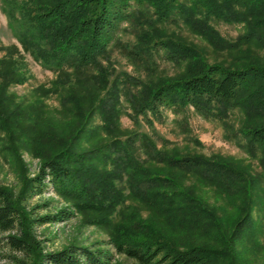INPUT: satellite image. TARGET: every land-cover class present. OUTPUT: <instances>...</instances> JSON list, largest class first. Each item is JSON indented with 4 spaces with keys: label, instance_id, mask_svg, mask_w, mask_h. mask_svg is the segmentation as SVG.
Instances as JSON below:
<instances>
[{
    "label": "trees",
    "instance_id": "16d2710c",
    "mask_svg": "<svg viewBox=\"0 0 264 264\" xmlns=\"http://www.w3.org/2000/svg\"><path fill=\"white\" fill-rule=\"evenodd\" d=\"M131 2L150 7L156 17L148 24L149 32L139 35L138 50L132 55L161 51L172 62H188L180 78L153 85L142 83L140 90L129 96L137 113L192 106L211 115L212 108L223 113L241 103L249 115L264 112L263 65L207 64L197 50L153 25L175 14L195 36L230 53L242 42L264 45V0H1L8 18L15 20L14 15L18 16L19 43L36 60L59 70V74L64 68L76 74L95 68L98 71L94 81L105 88L101 97L97 93L91 95L83 101L85 106L72 98L63 108L75 118L76 123L68 131L71 134L55 133L52 126L37 130L33 138L37 148L33 144L32 149L41 157V164L26 187L30 194L40 195L50 184L74 210L88 212L92 223L107 228L109 237L105 242L107 249L71 245L59 252L42 254L29 229L31 222L24 218L12 194L0 187V249L35 255L45 264H111L110 251L136 264H224V255L230 258L232 249L216 250L218 243L205 244L202 238L216 235L222 245L230 246V242L234 244L249 233L253 225L249 214L256 202L255 185L249 183L248 174L228 161L168 153L145 137H141L139 145L143 149L140 159L136 146L140 138L119 134L118 90L114 83L109 86L108 74L99 65L107 57L111 34L116 24L126 18ZM211 20L242 24L246 33L240 40L227 42L213 29ZM0 67L4 81L2 100L9 96L8 85L23 83L25 77L11 58H2ZM16 107L13 101L5 107L0 101L1 123H16ZM93 110L100 123L88 132V148L79 152L76 146ZM243 136L248 150H264L263 123L246 128ZM42 149L51 153L44 155ZM201 187L211 189L215 197L226 201L222 217L197 196ZM127 199L149 210L151 216L139 218L137 207H123ZM71 216L70 211L61 209L36 216L34 221L46 224L67 221ZM196 221H201L202 231L194 229L187 236L192 237L195 232L198 243L175 237V230ZM218 251L220 255L215 253Z\"/></svg>",
    "mask_w": 264,
    "mask_h": 264
},
{
    "label": "rangeland",
    "instance_id": "374dc122",
    "mask_svg": "<svg viewBox=\"0 0 264 264\" xmlns=\"http://www.w3.org/2000/svg\"><path fill=\"white\" fill-rule=\"evenodd\" d=\"M8 18L0 0V61L2 58L15 60L25 77L23 83H11L7 87L8 98L1 100L4 81L0 77V101L2 106L14 102L17 106L13 120L4 125L0 118V187L7 189L13 196L17 206L30 221L29 229L34 239L39 242L41 253L59 252L71 245L100 246L107 249L105 242L109 237L107 228L101 227L89 220L88 212L74 210L70 202L61 197L50 184L44 188L42 194L33 195L27 190V181L33 178L41 164V157L33 153L32 145L37 130L43 128L59 134H68L75 118L65 113L72 98L79 99L81 104L88 101L91 95L101 97L105 88H100L94 81L97 69H89L84 73L64 68L59 74L55 70L36 60L29 52L22 49L18 39L17 15ZM156 19L150 7L131 2L125 19L116 24L108 44V55L100 60V67L108 74V83L115 84L118 90L120 117L118 119L119 134L137 135L136 146L145 137L157 149L164 148L172 154L197 155L205 159L228 161L237 169L249 175V183L255 185L253 199L256 202L250 210L253 225L243 239L230 246L222 245L216 235H205V244L216 242V250L232 249L231 257L224 255L232 264H264V150L250 151L247 149L243 130L252 125L264 124V112L251 115L246 113L242 103L238 107L227 109L219 113L212 108L211 115H204L192 106L162 107L157 112L145 111L137 113L130 102L129 96L140 90L141 84L157 83L160 80L180 78L186 71L188 62H172L163 52L132 55L138 50V37L145 31L149 32V23ZM213 29L227 42H235L244 36L245 28L242 24L225 23L211 20ZM155 27L167 35L181 40L184 45L198 51L205 63L223 64L225 66H247L258 64L264 66V45L248 44L227 53L208 44L205 40L195 36L183 21L175 14L167 20L153 23ZM1 70V67H0ZM1 76V71H0ZM108 88V85H106ZM238 100H241L239 95ZM241 102V101H239ZM85 106V104H84ZM13 111V112H14ZM13 112L11 114H13ZM10 114V112L8 113ZM7 114V115H8ZM6 115V117H7ZM92 117L85 123L83 137L76 146L77 151L88 148L86 138L88 132L99 125L97 112L93 110ZM10 117V116H9ZM8 117V118H9ZM14 133H11V130ZM71 131V130H70ZM71 134V133H70ZM124 140V139H123ZM37 148V145L34 144ZM49 146V145H48ZM47 148V147H45ZM142 148L139 147L138 157L143 158ZM47 155L51 150L42 149ZM206 190V192H204ZM127 190L124 193L127 194ZM197 196L204 199L218 217L223 215L226 201L215 197L209 188H198ZM47 204V207H44ZM132 205L137 207L139 218L147 219L151 212L138 205L134 200L127 199L123 207ZM61 209L72 213L67 221H56L46 224H36V216L53 214ZM232 209V208H231ZM221 219V218H220ZM201 221L190 222L180 230H175V237L186 243H198L194 236H187L191 230L201 232ZM219 232V231H217ZM201 242V239H200ZM113 259L111 264H136L134 261L110 251ZM221 254L220 251L215 252ZM219 255L216 256L219 258ZM231 259V260H230ZM0 264H45L38 256L24 255L0 249Z\"/></svg>",
    "mask_w": 264,
    "mask_h": 264
}]
</instances>
